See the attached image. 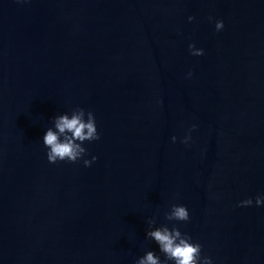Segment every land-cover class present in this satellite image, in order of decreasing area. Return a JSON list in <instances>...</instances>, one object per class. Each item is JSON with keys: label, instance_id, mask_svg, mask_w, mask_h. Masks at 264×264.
Returning <instances> with one entry per match:
<instances>
[{"label": "water", "instance_id": "95a60500", "mask_svg": "<svg viewBox=\"0 0 264 264\" xmlns=\"http://www.w3.org/2000/svg\"><path fill=\"white\" fill-rule=\"evenodd\" d=\"M77 106L98 159L50 163L43 137ZM257 196L264 0H0V264L164 259L151 218L213 264H264ZM172 204L190 220L168 221Z\"/></svg>", "mask_w": 264, "mask_h": 264}, {"label": "clouds", "instance_id": "9594fccd", "mask_svg": "<svg viewBox=\"0 0 264 264\" xmlns=\"http://www.w3.org/2000/svg\"><path fill=\"white\" fill-rule=\"evenodd\" d=\"M194 16H190L189 20H194ZM217 31L224 28V21L217 20L215 23ZM189 49L193 55H203V48H196L195 43L189 45ZM192 75L191 72L188 74ZM54 126L49 127L43 137V144L48 149L47 159L50 163L59 161H68L76 163L83 159L85 166L91 164L98 159L92 156L91 159H85L88 149L85 147V141L99 140L101 133L98 130L96 116L94 112L86 110L83 107L77 106L71 113H63L54 117ZM196 125L192 126L194 129ZM189 135L184 138L187 143L191 139V130ZM177 138L172 137L175 141ZM255 203L257 205L264 204V196H257ZM242 205H252L251 198L241 201ZM168 221H188L190 220V212L186 205L172 204L171 210L165 214ZM155 218L148 221L149 230L147 238L154 240L164 259L157 255L154 250H148L143 256L138 258L135 264H213L212 257L202 255V245L193 241L192 237L183 233L179 226L161 224L157 227Z\"/></svg>", "mask_w": 264, "mask_h": 264}]
</instances>
